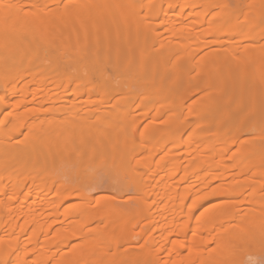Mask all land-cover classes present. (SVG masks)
Returning a JSON list of instances; mask_svg holds the SVG:
<instances>
[{"label": "bare ground", "instance_id": "obj_1", "mask_svg": "<svg viewBox=\"0 0 264 264\" xmlns=\"http://www.w3.org/2000/svg\"><path fill=\"white\" fill-rule=\"evenodd\" d=\"M55 1L56 0H54V2ZM62 1L63 0H57L56 2L61 3ZM95 1L73 0V3H70L68 8L65 7L66 5L62 6L66 11L61 8L64 11L63 12L61 10V12L65 13L64 16L66 17L64 18H67V20H65L63 16H61V18L66 22L62 20L64 22V28L61 26L60 27L62 28L61 30L64 31L65 36H67L66 41L68 42L65 43V38L62 36V34L59 33L60 36L58 34L57 36L64 39H61L60 44L65 43L67 45V48L69 49V40L74 41L70 42L69 44L71 45L72 43L70 50H68L65 45L62 48V45H60L59 43H57V47H61V50L64 52L66 51V55L69 56V51L72 50L71 53L73 52V45L75 44V47H77V41L73 37L77 36L78 42H80V40H82L83 38V43L86 42V48L89 49L87 50L84 46L82 47H84L85 49H82V47H77V50H79L80 48L82 49L79 50L80 56L76 55L78 52L74 51L75 54L72 53V56L67 57L64 55L65 53L63 52L62 54L61 51V53L59 52L60 56H58V52V54L53 53L54 56L50 53V60L47 56V59L49 61L47 62L45 58L44 62L43 56L44 52H46L45 48H47L48 50V45L47 47L46 45L44 47L43 43L50 40L48 41V43L51 45L53 41H58L55 34H52V36H56L54 38L49 35L48 40H46V38H44L45 36L41 34L45 39H43L44 42L41 41V44L38 41L40 38H37L38 36L36 35V31L34 30L33 26H30L31 24H26L25 22L21 21L22 19L18 20L14 16L6 18L4 20H0V113L16 101L14 105L11 106L12 110L7 112L6 116L4 117V123L7 126L0 130V173L2 175L3 173H11V175L12 173H14V176H11V178L16 180H21L24 178L23 180H21L23 183H20L22 186L19 188L20 190H18V193V187H15L16 192L11 187L12 192L14 191V193H17V196L19 195V198L20 194L24 193V196L22 198V200H24V203L26 202L25 200H28L29 203L32 201L34 202V198L37 197V194L39 198H41L40 200L44 205L43 208L40 206L42 203H39L40 200L38 198L37 199L39 201H36H38V205L41 207L42 213L40 211V213H38V209L35 208L36 201L33 203L35 205L30 203V206H27L31 207L32 205L30 211H32L33 213H30L28 210H26L28 208L25 207V210L31 214V217L29 216V222L35 226L42 223L45 218L43 217L44 219H40L42 218L41 216L47 215V210H49V208L45 206L47 194H44L43 191L48 187H55V184L58 185L57 192H66L61 195L59 201L60 204L66 200L68 201L75 199L77 202L76 204L80 206H78L79 211H76L80 213H78L79 215L84 214L83 216H86L88 218V216L90 215H88L87 212L93 215L95 210V217L91 216L88 219H83L87 223L91 224L89 220L92 221V219H90L92 217L93 220L96 221V223L97 220H101L102 218V220L99 222L100 224L98 223L99 225H101V228L99 227L100 229H98L99 225H97V228L93 230L91 228H88L90 232L87 231V233H85V240L75 248H73L72 251H70V253H74L73 255H75V257L72 255V258L71 254L67 256H70L72 259L70 257L69 259H71L72 261L74 260L73 262H75V264H128L129 262H127L128 259L126 257L128 256V254H130V252L128 251L129 248L131 249L130 251L135 254V247H131V245H125L121 243V241H119L120 239L118 240V238V241H115L118 242L117 244H119L120 242L119 245H116L113 240V247L112 245L107 246L108 244H111L109 243L111 242V239L109 241V239L107 238L108 235H110L109 237L111 238L114 233L115 237L117 234L118 236H122L123 234V236H125V240H130L131 236H128L129 239L126 238V234L128 232L124 231H128L130 229V227L128 229L129 224L131 226V223L136 224L137 221L134 220L136 217H134V219L131 218L133 211H127L126 209L125 211L123 210V208L120 209L121 211L119 210V205L116 202L117 200L115 201L114 199H111L112 197H106V195H103L102 192L99 195L91 192L92 190H90V184L92 181L90 180V178H92V176L94 175L91 174L92 171L90 169L92 168L90 167L99 164L101 161L104 162V160L110 161L115 166V172L119 176L122 177L125 173H130L132 177L137 180L136 183H138V186L134 191L136 193H139L140 196L137 197L136 202L143 212L141 213L142 216H140V219H138V221L140 220L141 223V221L145 219L147 228L143 226L142 228H144L146 231H143V229L141 230L145 232V234H148V244L144 243L143 245H141L142 247L140 246L139 251L138 249L136 250L137 256L140 253V255L138 256L140 264H229L227 263L228 261L226 262V260L227 258H231V256L234 255L232 252L237 251L238 253L236 254L239 255L240 251L243 252V247L244 249H246L245 247L247 244V246L251 245L250 248L252 247V244H250L252 242V239L251 242L248 239L252 238L251 236L253 235L257 236L254 233V231L256 230H254L252 223L256 221L261 214H264V202H262L261 204L259 203V201H257L256 203H259L258 205L251 204L254 205V207L251 206L249 210L247 209L251 213H247V216L245 218H243L244 215H242L237 219V222L239 219H241L239 220V223H234L235 221L233 220L237 215H225L228 213V211L231 210L230 207L235 205L234 202L236 200L233 201V199L235 198V195H239L235 191L239 190V187H241V190L243 188L249 192L248 187L250 186L251 188V183L253 182V180H255L253 179V177H256L257 175L260 177L264 174V169H262L264 168V156L260 157L262 156V154L264 155V145L260 144V146H258L259 143L258 145H255V142L253 143V137H240V134L238 133H241L244 130L249 131L253 128L255 129L256 126H259L256 127V131L259 132L261 130L258 131V128L262 129L261 127L263 126L262 125L260 127V125L262 124V118H264V0H247V8L241 7V5L237 3L238 0H170L171 4H167L168 6L166 5L167 7H165V9L181 8L183 10L193 9L194 11V9L196 10L197 8L195 12L191 14L190 12L188 13V15H190L188 19L192 18L191 16H194L196 20L193 21L191 19L192 22L189 20V23H191L189 25L191 26L183 23L182 25H180L181 27H179L178 25V28H175L177 26L176 24H178L175 23V32L179 33V36H181L184 41H181L182 39H180L181 42L178 40L179 43L177 42V44L180 45L181 43V47H178L177 45L175 46V48L174 45L176 43H174L173 45H168L170 47L173 46L171 48H174L175 50L174 53L170 52V54L168 53V55L167 53L166 55L163 54L165 55L164 57H161L162 54H158L160 51L158 53H155L158 51L157 48V51L154 50L155 54H153V56L151 55V53L150 56L149 54H147L150 51L153 52L158 39L155 38L154 34H152L151 31H149L152 28L143 25L146 20H144L143 22L142 18H139V11H137L136 9L140 7H132L131 9H129V5V7L127 8V5L125 4L128 0L126 1V3H124L125 6L122 3L123 0H114L113 2H110L109 0H103L105 3L102 0H99L100 2H102V4H100V2L99 4L103 6H99V4H97L98 1L94 3ZM156 1L158 2V0ZM161 1L162 0L159 1L160 3H154L155 1L153 0V5L150 1L152 7H150L151 5L149 4L147 5V9L149 10V8H153L152 10H154L155 13V10L160 7ZM1 2L0 5L5 3V1L2 2V4ZM83 2H85L87 5ZM88 2H90V4H88ZM167 2L169 3V1ZM11 3L12 5L14 4L12 1H10V7ZM57 8L59 9V7L51 8L50 11L53 10L54 12L52 13L55 14L57 13ZM152 10L151 12H153ZM119 12H122V15H118ZM183 12L181 14H183ZM43 13L44 12H42V14L40 15L38 14L40 18L42 16V18H44L45 15ZM124 13H126V18H120L122 20H119V16L123 17ZM54 14L52 16H54ZM79 15L81 18L85 16L83 17V19L85 18V20H83L82 23L78 24L77 22L79 21ZM116 15L118 16V18ZM172 15H174V13ZM176 15L179 17L181 16L177 13ZM186 15L185 18L187 19ZM35 16L36 15L33 16V19H35ZM42 18L40 21H43ZM181 20L182 19H180V21ZM140 21H142L141 24H139ZM37 22L34 21L35 24ZM43 22L45 24V20ZM79 22H81V20ZM182 22L183 21H181V23ZM28 23H30V21H28ZM39 23L41 25L43 24L41 22H38L37 25H39ZM136 26L139 29H137ZM34 27L36 28V26ZM43 29L41 28V30ZM189 29L190 32L188 31ZM119 30H121V33L119 32ZM136 30H138L139 32ZM43 33H45V31ZM48 33L51 34V32H47V34ZM82 33L85 34L86 37H89L91 41H89L88 38L82 37L84 36ZM84 38L87 39V41H85ZM37 41L38 43H36ZM169 41L171 42V40ZM168 42L164 43L168 44ZM138 43H140V45L141 43L144 44L141 46L139 45L137 48L136 46L138 45ZM164 43L162 44L165 45ZM79 44L81 45V42ZM134 44L137 45L135 46ZM166 50L164 49V52ZM100 51L105 52L106 56L103 53L101 54ZM67 52L69 53V55ZM81 52H84V54L86 55L82 56L83 53L81 54ZM62 55L64 56L62 57ZM102 55H104L105 57ZM40 60L44 63L47 62V64L44 65L40 62L42 64L41 65L39 63ZM27 62L29 63V66L32 67L30 68L28 73L22 74L19 77L13 74V68L21 66L22 64H25ZM195 62H197V64ZM159 64H161L162 66L160 67ZM107 65H109L110 67L112 66L116 70L117 74L115 75L114 73V76L113 74L110 75L107 69ZM72 69L73 71L69 72ZM195 69L197 70V75L195 74ZM159 70H161L160 73L158 72ZM27 75L30 76L29 78H32L31 82H45L47 81V79H50L55 75H60L57 78V83L53 87L54 89L59 88V86L63 85L64 81L68 82L64 85L65 87H61L64 88L63 90L58 89L59 91H56V93L52 97L55 98L57 96L58 98L56 97L55 100L53 99V103L57 101L60 105L58 104L57 106L54 105L53 107H51L52 112L59 115H65L67 118L64 117V120L61 122H58L60 120L56 118L54 120L56 124H53L51 126H49L48 124L46 125V122L45 124H43L44 122L33 123L35 125L34 126L32 124L33 129H31V127L29 129L32 131L27 132L28 134H26L24 137H12L13 135L10 126H13V123L18 119L19 111L22 106L24 107L23 104L26 101L24 99H20L17 101V98L15 99V101L12 99L13 102H11L7 99H3L2 97H4V95L6 96L8 93H11L9 94V97L13 98V95L19 93V90H21V86L20 88L18 86L20 84L19 81L21 79L22 81L25 80ZM117 77H119V79ZM11 78L13 79L11 80ZM191 79L194 82L190 85L189 83L192 82ZM126 80H133L134 85H129ZM31 82L29 81V83ZM192 85H194L192 87L194 88L193 90L200 96L197 99L188 102L189 98H191V93H193V91H191ZM71 86L72 88L74 87V93L76 95L82 96L85 93L90 97L92 96V98L94 96H97L96 100H93L95 98L92 99L89 97L83 99L86 103H90L91 106L95 102V105H97V107L98 105H100V107L102 105H105L107 108L109 107L111 111L119 110L120 113L117 112L116 114L118 115L115 116L113 114L111 115L109 113L110 111L108 110L109 112L106 113L107 115L109 113V116H104L103 114H105V111L107 109H103V111H105L104 113L103 111H101L103 118H100V124L97 121H93L94 119L90 117H88L86 120L80 119L81 110H83L84 108L79 109L80 105L77 106L76 104V102L78 101L74 99L70 101L69 99H66L64 97L65 91H67V88H70ZM50 89L52 88H49V90ZM153 93L156 96H154ZM25 96L26 95H24V97ZM111 98L115 99L114 101L112 100L114 102L113 105H110V103L108 104V102H111ZM89 99H92L93 102ZM140 99L142 100L140 101L141 103H145L144 101H146L147 104L145 103L141 105L140 102L136 103ZM147 101H149L150 103ZM69 102L70 104H67ZM97 102H100V104H96ZM106 103L109 106H107ZM134 103L138 105L136 107H133V109H130V106ZM150 104H152V106H149ZM128 109L132 114L128 112ZM95 110H97V108ZM135 111H137L138 113L146 111L151 112L147 120L145 119L147 123L143 124V129L141 127L142 120L136 121L135 116L137 115V113L135 115ZM185 114H190L192 116L194 115L195 117L197 116L199 118L198 121H200H197V123L206 125V127L212 125L216 126L217 124H219V126L227 125V134L229 136L225 134L228 137H220L219 139L217 137L218 134L216 133V138L199 137L198 135H202L201 132L203 131V129L202 131H198V133L196 130V125L198 126V124L194 123V125L192 124V122L187 123V120L182 118L183 115L185 116ZM243 115H245L244 118H242ZM73 118L76 119L74 120ZM72 119L73 121L78 120V125L76 122H73ZM192 126H195L196 129L191 128L190 130H188ZM227 126L225 127L226 129ZM229 126L232 128L230 129ZM220 128L223 129L222 126H220ZM129 129L130 131L128 132ZM140 129L141 133L139 136L141 137L143 144L138 142L136 138L138 136L137 132H140ZM163 130V133L166 132V136L162 137V143L160 144L157 142L156 145L154 144L155 149L150 148V150L148 151L146 147L148 146L149 148L151 145H153L154 141L152 142V140L154 138L157 139L158 137L156 136H158ZM229 130H231V132H229ZM236 133L238 134L235 135ZM124 134H128V137H126V135L124 136ZM173 141H176L177 144L175 145L176 142ZM150 142H152V144H150ZM172 142L174 143V145L171 144ZM139 143L142 145H140ZM82 145L84 146L83 148H85V150L83 151L82 149L81 152L80 149ZM173 158L174 160L175 158L179 159V164L178 166H175V168H173L172 172H169L172 169L170 168V163H172ZM256 158H259V160L261 159L260 161H258V164L260 162L258 166L254 164L257 162ZM73 159H76L74 160L75 163L73 162ZM254 159L256 162H253ZM144 163L147 164V168L145 169L147 171H140L139 167L141 169ZM175 163H177V161H175ZM52 165L55 167H52ZM86 167H89L86 170L88 174H90L86 178H89L90 181H88V179L86 178L83 180L77 178L75 179L76 175H78V173ZM104 167H102V169ZM253 169L254 171L256 169L257 175H252ZM85 174L86 173H84V175ZM170 174H172L171 177ZM2 175H0V183L3 180ZM179 176H181V179L178 178ZM262 177H264V175ZM262 177L260 178L262 179ZM11 178L9 179L8 177V179H5L11 181ZM49 178H53V181L48 182L46 179ZM113 178L117 180L116 177L113 176ZM175 178L179 179H177V184L176 181L174 182ZM115 179L113 180L114 182ZM96 182L97 181H95L94 183L93 180L92 185L96 184L97 186L98 183ZM29 183L39 185H36L37 194L35 193V191H32L35 193L34 196L36 195L34 198L31 197L33 199L32 201L29 198L32 193L31 190L34 186L32 185V188L29 187L31 186L29 185ZM259 183L260 182H256L255 186V183L253 182V189L251 188L253 190V192L251 190V196L253 197H250L249 193L251 192L247 193L249 194L248 196L244 193L247 197H249V199L253 198L256 201L257 198L258 200V197L254 198V196H256L258 190L261 188L260 185L263 186V183ZM27 184L29 186L26 187ZM121 184L124 185L123 183ZM1 185L3 186V184H0V186ZM122 185L120 189L118 185L114 189H126L125 187L124 189H122ZM236 185L238 186V188ZM11 186H13V184ZM106 186L108 187V185ZM232 186L235 187L234 190H231L233 189ZM25 187H29L28 189H26V192L24 191ZM102 189L104 188L102 187ZM49 190L51 191L53 189ZM1 191L0 193H2ZM242 192L244 191L242 190ZM7 193L4 192L3 194ZM258 194L260 195V193ZM242 195L240 194L239 196ZM17 196L10 197L11 199H17ZM179 196L182 199L184 198L185 201L188 199L192 200V203L191 201L190 203L189 201H187L190 204L189 205L187 203L189 207H185L187 213H189L191 210L193 211V205H196L197 209H195L196 206L194 209L198 211L199 208L200 214L199 212H197V216V214L194 213L195 210L193 213L196 214V216L194 215L193 217H191L192 213L187 214L184 207H182V202H180L182 206L179 204ZM239 196L236 197L238 198ZM242 197L245 196L243 195ZM242 197L240 198L241 200ZM247 197L245 198L248 200ZM182 199L181 201H183ZM246 199H243L244 202H241L247 203ZM48 201H50L49 198ZM6 202L9 203L8 199L7 201H5V205L7 204ZM1 205H3V202ZM23 205L24 204H22V206ZM177 205H180L181 208L179 210V214H182L181 211L183 208L185 213L191 217H188L186 219H191V221L192 218L196 219H194V221H196V225H194L195 223H193L194 228L191 227V229H195V227H197L196 232H190V240L185 243L184 241L186 238H184L183 245H181L182 243H177L178 239H176V237L178 234L182 235L181 232L185 231L182 229H185L188 224L185 228H180L181 226L179 227L180 223L181 225L183 224L182 221H177L179 224H176L177 216L175 215L178 213L177 209H179ZM190 206H192L193 208L191 209ZM198 206H200L201 208ZM58 208L59 207H57V209ZM187 208H190L191 210L189 209L188 212ZM237 208L236 210L238 211ZM35 209L37 210V214ZM17 211L19 212L21 210ZM157 212H159V214H157ZM26 214L27 213H23V218L24 215H29ZM18 215L16 219L21 218L18 217ZM98 215L101 218H99ZM156 215H159L161 219ZM185 217L187 216L185 215ZM226 217L227 219L231 218V221L229 220V222H226ZM96 218L99 219L96 220ZM184 218V223L190 222L184 221ZM261 218H259V220ZM147 219L149 222L147 221ZM158 219H160L159 221L163 222H166L169 219L167 224L169 223V226L172 227V230H170L167 239H170V242L173 239V245L169 247L170 250L168 251L169 254L167 258L156 254V251L158 250L156 249V246L160 241L158 237H162V235H159L158 237L154 236L156 232H158V227L156 226V229L154 227L155 225H158ZM109 221L114 222V224L116 223L117 227H114V224H111V229L109 230L110 226L107 225ZM263 221L264 219L261 220V222ZM101 222H107L105 224L107 227L105 225L103 226ZM77 224L79 227L80 224L78 223V221ZM81 225L80 227H82ZM87 225L85 224V226ZM175 225L178 226L179 230L182 231H176L178 227H175ZM39 226L40 225H37L38 229ZM213 226H215V229H218V231L216 232V236H214L215 234L213 233L215 229L212 232L214 234L213 237L217 238L215 242V247H217L215 248L213 245L214 250H210L212 248L208 247L202 236L204 232H210ZM43 227L40 229H43ZM153 227L155 229L154 232H152ZM174 227L176 229H174ZM10 228L9 230H11ZM73 228L78 229L76 226H73ZM113 228H117L115 229L116 232H114ZM36 229L34 228L33 230L36 232L38 230ZM41 231L39 232L42 236H38L37 233H33L31 237L28 233V236L31 237L29 239L30 243L27 241L28 243H26L28 245L22 244L21 246L20 243V246L17 245L13 247V250H10L11 254H9L4 261L5 264H9L10 261H13L11 264H45L47 261L44 263H40L41 261L39 262L37 257H35L37 246L38 248H40L38 245V242H40L39 238L44 236V234H42L43 232ZM112 231L114 233H112L111 236ZM259 232L261 233V236L262 233H264V229H260L258 231V234ZM8 233L11 232L8 231ZM184 233L186 234V231ZM184 235L182 236L184 237ZM209 235H211V233ZM206 236L209 237L208 235ZM7 239L5 240L7 241ZM255 239L257 238L255 237ZM255 239L253 240L254 242ZM41 240H43V238H41ZM106 240L108 242H106ZM203 240L209 250H207L208 248L204 246ZM258 240H260V238ZM258 240H256L257 243H261ZM2 241L1 243H4ZM8 241H10L11 243H18L16 238L10 237ZM30 244H32V246ZM43 244L44 246L42 245L41 247H46L45 242H43ZM260 246L262 248V245ZM239 248L241 249L239 250ZM43 250L45 252L44 248ZM43 254L45 255L46 253ZM65 254L69 253L66 252L62 254L64 255L63 257H60L63 258V260H65L66 262L62 261V259L58 260V258L56 259L58 260V262L56 261L58 264L68 263L66 258H64L66 257ZM230 254L232 255L230 256ZM238 255H236L237 257L235 256L236 261H234V257V259L231 258L234 264H249V261L247 262L245 259V257H247L246 254L245 257L241 256L242 254H240V256L245 260H237L238 257L240 258V256ZM250 257H248V259ZM13 258L14 260H12ZM42 258L39 259L42 260ZM128 258H131V254L128 256ZM72 261L70 262V264H72ZM83 261L85 263H83Z\"/></svg>", "mask_w": 264, "mask_h": 264}, {"label": "rangeland", "instance_id": "obj_2", "mask_svg": "<svg viewBox=\"0 0 264 264\" xmlns=\"http://www.w3.org/2000/svg\"><path fill=\"white\" fill-rule=\"evenodd\" d=\"M4 2L5 1V3L4 4H2V2ZM0 2H1V4L2 5H0V20H4V19H6V18H10V17H12V16H14L15 18H17L18 20L19 19H22L21 21H23V22H25L26 24H31L30 26L32 27L33 26V28H34V30L36 31V35L38 36H36L37 38H40L38 41H39V43H41V41H43L44 42V38H46V40H48V37H49V35L51 36V37H56L57 36V34L60 36V34H62V36L65 38V40L63 39V38H60L59 36H57V38L56 39H58V41H51L50 43H51V45L48 43V41H50V40H48V41H45L43 44H44V47H45V45H46V47H47V45H48V50H47V48H45V50H46V52H44V58H43V60L45 59L47 62L50 60V58H49V55H50V53L53 55V53H56V54H58L59 52L61 53V47H57V43H59L60 44V41H61V39H63L64 41H65V43L66 42H68V41H66V39H67V36H65V34H64V31H62L61 29V27H63L64 26V22H66V21H64V19L65 20H67V18H64V17H66V16H64L65 15V13H62L61 12V8H63V10H64V7H62V6H65L66 8H68L69 7V5H70V3H73V0H63L61 3H57L56 1L54 2V0H1ZM10 1H12L14 4L12 5V3H11V7L9 6L10 4ZM72 1V2H71ZM80 1V0H79ZM83 1H86V0H83ZM87 1H89V0H87ZM95 1V0H94ZM98 1V3L97 4H99V0H96L94 3H96ZM103 1V0H102ZM106 1V0H105ZM110 2H113L114 0H109ZM126 1L127 0H125V2H124V0H123V5H124V3H126ZM130 0H128L127 1V3L125 4V5H127V8L129 7V5H130V8L129 9H131L132 7H140V8H138V9H136L137 11H139V13H138V16H139V18H142V21L144 22V20H146L145 21V23H147V21H148V23L147 24H143L144 26H146V27H150V28H152L151 30H149V31H151L152 32V34H154V36H155V38H157L158 40V42H157V44H156V46H155V49H153V52H149V53H147V54H149V56H150V53H151V55L153 56V54H155V53H158L159 51V53L158 54H162L161 55V57L163 56H165L166 55V53H167V55H168V53L170 54V52L171 53H174V48L172 49L171 47H173V46H168V45H170V44H174V43H176L175 45H174V47L175 46H177L178 44H177V42L179 43V41H180V39H182L181 38V36H179V33H177V32H175V30L176 29H174V27H175V23H178V24H176L177 26L175 27V28H178V25H179V27H181L180 25H182L183 23L184 24H186V25H189V24H191V23H189L190 21H191V19L194 21V20H196L195 19V17L194 16H191L192 18H189L188 19V17H190V15H188V13L190 12V14L191 13H193V12H195L196 10H197V8H196V10L194 9V11H193V9H186V10H183V9H181V8H169V9H165V7H167L169 4H171L170 2L172 1H170V0H162L161 1V5H160V7L159 8H157L156 10H155V13H154V10H152L151 8H149V10H150V12H149V10L147 9L148 7H147V5H149L150 4V1H151V3H152V1L153 0H149V2H148V0H131L130 2H129ZM155 2L154 3H160L159 1L160 0H158V2L156 1V0H154ZM167 1H169V3L167 2ZM232 1V0H231ZM6 2H8V3H6ZM75 2V1H74ZM82 2V1H81ZM104 2V1H103ZM108 2V1H107ZM140 2V3H139ZM148 2V3H147ZM174 2V1H173ZM234 2H236V1H234ZM83 3H85V2H83ZM93 3V2H92ZM105 3V2H104ZM237 3H239V5H241V7H244V8H247V6H248V4H247V0H238L237 1ZM86 4V3H85ZM88 4H90V2H88ZM100 4H102V2H100ZM99 4V6H103V5H100ZM132 4V5H131ZM136 4V5H135ZM168 4V5H167ZM58 5V6H57ZM87 5V4H86ZM105 5V4H104ZM124 5V6H125ZM151 5V4H150ZM152 5H153V3H152ZM152 5L150 6V7H152ZM167 5V6H166ZM244 5V6H243ZM264 5V4H263ZM34 6V7H33ZM246 6V7H245ZM56 7H59V9L57 10V13H52V12H54L53 10L52 11H50V9L51 8H56ZM124 9H126V8H124ZM60 10V11H59ZM62 10V11H63ZM151 10L153 11V12H151ZM165 10H167V11H165ZM185 12H183V11ZM40 11H42V12H44L43 14L45 15L44 16V18H42V20L44 21L45 20V24H44V22L43 21H40L41 20V18L39 17V15L40 14H42V12H40ZM64 11H66V10H64ZM63 11V12H64ZM47 12V13H46ZM55 12H56V10H55ZM60 12H61V14H63V15H61L60 14ZM167 12V13H166ZM183 12V14H181ZM50 13V14H49ZM121 13V14H120ZM137 13H136V16H137ZM165 13V14H164ZM170 13V14H169ZM174 13V15H172ZM176 13L178 14V15H181L180 17L179 16H177L176 15ZM39 14V15H38ZM54 14V16H52ZM58 14V15H57ZM126 13H124V15H123V17L121 16H119V20H122V19H120V18H126V15H125ZM187 14V15H186ZM34 15H36L35 16V19H33L34 17ZM118 15H122V12H119L118 13ZM175 15H176V17H175ZM185 15H186V17H187V19L185 18ZM51 16V17H50ZM61 16H63V18L64 19H62L61 18ZM83 16V15H82ZM117 16V15H116ZM144 18H143V17ZM184 16V17H183ZM39 17V18H38ZM52 17H53V19H52ZM57 17V18H56ZM60 17V18H59ZM83 17H85V16H83ZM83 17L81 18L80 17V15H79V17H78V20L80 21L81 20V22H77L78 24L79 23H82L83 22V20H85V18L83 19ZM151 17H152V19H151ZM156 17V18H155ZM193 17H194V19H193ZM37 18H38V20H37ZM50 18V19H49ZM117 18H118V16H117ZM138 18V19H139ZM167 18V19H166ZM30 21V23H28V21ZM57 19V20H56ZM175 19H176V21H175ZM180 19H182L181 21H183L182 23H181V21H180ZM51 20V21H50ZM64 22H63V21ZM87 20V19H86ZM169 20V21H168ZM190 20V21H189ZM34 21H38V22H41V23H43L42 25L44 26H42L40 23H39V25H37L38 24V22L35 24L34 23ZM48 21V22H47ZM50 21V22H49ZM52 21H53V23H52ZM54 21H56L57 22V24H56V22H54ZM59 21V22H58ZM62 21V22H61ZM142 21H140V23L139 24H141V22ZM165 21V22H164ZM180 21V22H179ZM192 22V21H191ZM188 23V24H187ZM47 24H49V25H47ZM55 24V25H54ZM193 24V23H192ZM46 25V26H45ZM51 25H52V28H51ZM173 25V26H172ZM34 26H36V28L34 27ZM42 26V27H41ZM55 26H56V28H55ZM58 26V27H57ZM61 26V27H60ZM189 26H191V25H189ZM38 27H41L43 30H41V28H38ZM47 27V28H46ZM48 27H50V28H48ZM137 27V26H136ZM64 28V27H63ZM48 29V30H47ZM51 29V30H50ZM137 29H139L138 27H137ZM42 31V32H41ZM45 31V33H43ZM62 31V32H61ZM136 31H138V30H136ZM189 32H190V29L188 30ZM192 31V30H191ZM47 32H51V34L50 33H48L47 34ZM119 32L121 33V30H119ZM139 32V31H138ZM60 33V34H59ZM44 35L45 37L43 38V36L42 35ZM52 34H55L56 36H52ZM64 34V35H63ZM83 34V33H82ZM48 35V36H47ZM84 36H82V37H85V38H88L89 39V37H86V35L85 34H83ZM174 35V36H173ZM79 36V35H78ZM175 37V38H173V37ZM50 37V38H51ZM29 38V37H28ZM73 38H75L76 39V41H77V47L79 48V47H82V46H84L85 48H86V45H85V43H83L84 42V40H83V38H82V40H80V42H81V45L79 44L80 42H78V39H77V36L76 37H73ZM81 38V37H80ZM84 38V39H85ZM32 39H34V38H32ZM32 39H29V40H32ZM44 39V40H43ZM52 39V38H51ZM55 40V39H54ZM160 40V41H159ZM164 40V41H163ZM169 40H171V42L169 41ZM173 40H174V42H173ZM179 40V41H178ZM38 41L36 42V43H38ZM74 40H69V44H70V42H73ZM75 41V42H76ZM85 41H87V39H85ZM89 41H91L90 39H89ZM169 41V42H168ZM181 41H184L183 39L181 40ZM180 41V42H181ZM47 42V43H46ZM56 42V43H55ZM63 42V41H62ZM61 42V43H62ZM129 42V41H128ZM132 42V41H131ZM130 42V43H131ZM146 42V41H145ZM144 42V43H145ZM166 43V42H168V44H165V45H163L162 43ZM60 44V45H62V48L64 47V45H65V47L67 48V45L66 44ZM144 43H141V45H143ZM42 44V43H41ZM68 44V47H69V49L68 50H70V48H71V45H72V43H71V45H69ZM74 44V43H73ZM82 44H84V45H82ZM135 45V44H134ZM137 45V44H136ZM135 45V46H136ZM140 45V43H138V45L136 46L137 48H138V46ZM140 45V46H141ZM59 46V45H58ZM74 47H75V44L73 45ZM181 47L182 46V44L180 43V45H178V47ZM72 48L73 49V54H75V52L74 51H76V52H78L76 55H79V53H80V49L79 50H77V47H75V48ZM84 47H82V49H85ZM170 47V48H169ZM56 48V49H55ZM158 49V51H157V49ZM176 48V47H175ZM59 49V50H58ZM75 49V50H74ZM81 49V50H82ZM87 50L89 49V48H86ZM164 49L166 50L165 52H164ZM179 49V48H178ZM66 50V49H65ZM67 50V51H68ZM150 50V49H149ZM148 50V51H149ZM154 50L155 51H157V52H155L154 53ZM162 50H163V52H162ZM72 51V50H71ZM71 51H69L70 52V55H69V53H68V55L69 56H72L73 54L71 53ZM85 51V50H84ZM147 51V52H148ZM168 51V52H167ZM58 52V53H57ZM63 52L64 51H62V54H63ZM66 52V51H65ZM64 52V53H65ZM101 52V54L103 53V54H105V52H103V51H100ZM46 53V54H45ZM60 53H59V55L58 56H60ZM83 53V55L82 56H84V55H86V54H84V52H81V54ZM197 53V52H196ZM72 54V55H71ZM146 54V53H145ZM163 54H165V55H163ZM198 54V53H197ZM196 54V55H197ZM65 56H67L66 55V53L64 54ZM64 55H62V57L64 56ZM47 56H48V58H49V60L47 59ZM54 56V55H53ZM52 56V57H53ZM69 56H67V57H69ZM80 56V55H79ZM102 56H104V55H102ZM105 56H106V54H105ZM104 56V57H105ZM160 56V55H159ZM57 57V56H56ZM45 60H44V62H45ZM43 63L44 65H46L47 64V62L46 63H44V62H42L41 60L39 61V63ZM31 63H33V62H31ZM40 63V64H41ZM50 63V62H49ZM48 63V64H49ZM196 64H197V62H195ZM109 64V63H108ZM36 65V64H35ZM42 65V64H41ZM32 66V65H31ZM159 66L161 67L162 65L161 64H159ZM30 68H32V67H30L29 66V63L27 62V63H25V64H22L21 66H18V67H15V68H13L12 70L14 71V73L13 74H15V75H17V77H19L20 75H22V74H25V73H28L29 72V70H30ZM107 69H108V72L110 73V75L111 74H113V76H114V73H115V75L117 74V72H116V70L111 66H109V65H107ZM73 71V69L71 70V71H69V72H72ZM160 71L161 70H159L158 72L160 73ZM197 70L195 69V74L197 75L198 73L196 72ZM68 72V71H67ZM60 76V75H59ZM58 75H55V76H53V77H51L50 79H47V81H45V82H38V81H34V82H31V80H32V78H29L30 76H26V79L25 80H23L22 81V79L19 81V88H20V86H21V90H19L20 92L19 93H17V94H15V95H17V96H15V95H13V98L12 97H9L10 95L9 94H11V93H8L6 96L4 95V97H2L3 99H7L8 101H11V102H13V100L15 101V99H17V101L18 100H20V99H24L26 102L23 104L24 105V107L22 106V108L20 109V111H19V114H18V119L13 123L14 125L13 126H10V129H11V132H12V137H24L26 134H28L27 132H30V131H32V130H29L30 129V127H31V129H33V123H43V124H45V122H46V125L48 124L49 126H51V125H53V124H56V122L54 121L56 118H58L60 121H58V122H61V121H63L64 120V117L65 118H67L65 115H59V114H56V113H54V112H52V110H51V107H53L54 105L55 106H57L59 103L57 102V101H55V103H53L54 102V100H55V98L57 97L56 95V97L55 98H52L53 97V95L56 93V91L58 92L60 89L61 90H63L64 88H61V87H63L65 84H67L68 82H66V81H64V83H63V85H61V86H59V88H56V89H54L53 87L55 86V84L57 83V78L59 77ZM67 76V75H66ZM14 78V77H13ZM13 78H11V80L13 79ZM118 79H119V77H117ZM10 80V81H11ZM192 80V79H191ZM29 81L31 82V83H29ZM96 81V80H95ZM94 81V82H95ZM25 82H28V83H25ZM126 82L130 85H134V81L133 80H126ZM193 80H192V82H190L189 84L191 85V84H193ZM26 84H28V85H26ZM23 86V87H22ZM194 85H192L191 86V88L193 87ZM25 87V88H24ZM65 87V86H64ZM133 87V86H132ZM24 88V89H23ZM49 88H52V89H50L49 90ZM87 88V87H86ZM190 88V89H191ZM0 89H1V87H0ZM23 89V90H22ZM59 89V90H58ZM69 89V90H68ZM194 88H192V90L191 91H193V93H191V98H189V100H188V102H191V101H193V100H195V99H197L200 95L197 93V92H195L194 90H193ZM21 91H22V93H21ZM156 93H158V92H156ZM20 96H19V95ZM24 95H26L25 97H24ZM153 95L154 96H156L154 93H153ZM23 96V97H22ZM15 97V98H14ZM64 97L66 98V99H69L70 101L71 100H76V101H78V102H76V104H77V106L78 105H80L79 107V109H83V110H81V116H80V119H83V120H86L88 117H90V118H92V119H94L93 121H97L98 123L100 122V118H103V116H102V112L101 111H103V109H107L106 111H105V114H103L104 116H109V113L112 115H115V116H117L118 114H116L117 112H119L120 113V111L118 110H115V111H111L110 110V108L108 107H106L105 105V107L102 105L101 107H100V105H98V107H97V105H95V102H94V104H92V106L90 105V103H86L85 102V100H83V99H86L87 97H89V98H92V96L90 97L89 95H87V94H83L82 96L81 95H76L75 93H74V87L72 88V86L69 88H67V91H65V94H64ZM157 97H159V96H157ZM52 98V99H51ZM58 98V97H57ZM93 98H95V99H93ZM92 99L93 100H96V98H97V96H94ZM13 99V100H12ZM54 99V100H53ZM92 99H89V100H91L92 102H93V100ZM48 100V101H47ZM89 100H86V101H89ZM111 100V102H108V104L110 103V105L112 104L113 105V101L115 100V99H110ZM113 100V101H112ZM90 101V102H91ZM99 101V100H98ZM140 101H142L141 99L139 100V101H137L136 103H138V102H140ZM16 102V101H15ZM14 102V103H15ZM145 103H146V101H144ZM147 102H149V101H147ZM14 103H12V105H10L9 107H7V108H5L1 113H0V130L1 129H3L4 127H6L7 125L4 123V117L6 116V114H7V112H9V111H11L12 110V108H11V106H13L14 105ZM26 103H27V105H26ZM41 103V104H40ZM136 103H134V104H132L129 108L130 109H133V107H136L138 104H136ZM141 103V102H140ZM139 103V104H140ZM145 103H141V105L142 104H145ZM150 103V102H149ZM154 103V102H153ZM67 104H70V102L69 103H67ZM83 104V105H82ZM96 104H100V102L98 103H96ZM107 104V103H106ZM107 104V106H109ZM147 104V103H146ZM60 105V104H59ZM87 105V106H86ZM95 105V106H94ZM135 105V106H134ZM154 105V104H153ZM82 106V107H81ZM145 106V105H144ZM149 106H152V104H150ZM103 107V108H102ZM97 108V110H95ZM89 111V112H87V111ZM91 110V111H90ZM93 110H95V111H93ZM110 112H109V111ZM127 110V109H126ZM104 111H103V113H104ZM132 111V110H131ZM95 112V113H94ZM106 112H109L108 113V115H107V113ZM112 112V113H111ZM128 112H130V110L128 109ZM136 113H137V115H136ZM87 114V115H86ZM130 114H132L131 112H130ZM148 114V115H147ZM149 114H151V112H148V111H146V112H140V113H138L137 111H135V118H136V121H139V120H142V125H141V127L143 126L144 127V125L143 124H146L147 122H146V120H147V118H148V116H149ZM246 115V114H245ZM245 115H243L242 116V118H244V116ZM63 116V117H62ZM85 117V118H84ZM138 117H140V118H138ZM185 117V118H184ZM197 117V116H196ZM194 115L192 116V115H190V114H185V116L183 115V119H186L187 120V123H191L192 122V124H194V123H197V121H198V117L196 118ZM260 117V116H259ZM97 118H99V119H97ZM74 120L76 119V118H73ZM73 119H72V121H73ZM146 119V120H145ZM264 118H262V124L260 125V127L262 128V129H260V128H258V131L259 130H261V131H259V132H257L256 130V127H259V126H256L255 127V129L253 128V129H251V130H244L243 132H238L239 134H240V137H250V138H254V140H253V143L255 144V145H258V143H259V145L258 146H260V144L261 145H264V120H263ZM102 120V119H101ZM54 122V123H53ZM73 122H76L77 123V125H78V120L77 121H73ZM198 122H200V121H198ZM33 124V125H32ZM100 124V123H99ZM198 124V123H197ZM71 125V124H70ZM69 125V126H70ZM195 125V124H194ZM203 124H198V126L196 125V127H197V129L195 128V126H192V127H190L188 130H190L191 128H193V129H196L197 130V132L198 131H202V129H203V131L201 132L202 133V135H198L199 137H212V138H214L216 135V133L218 134L217 135V137L220 139V137L222 138V137H228L229 135L227 134L228 133V126H227V129L225 128L226 126L224 125H220V126H222V128L223 129H221L220 128V126H219V124H217L215 127L213 126H209V127H212V128H209L208 126L206 127V125H203ZM35 126V125H34ZM219 126V127H218ZM143 127H142V129H143ZM199 127V128H198ZM217 127H218V129H217ZM230 127V126H229ZM200 128H201V130H200ZM206 128V129H205ZM232 127H230V129H231ZM130 131V129L128 130V132ZM246 131V132H245ZM137 132V131H136ZM164 132V130L158 135V136H156V137H158L157 139L156 138H154L153 140H152V142L154 141V143H153V145H151L149 148H148V146L146 147L147 148V150L149 151L150 150V148L152 149H155V146H154V144L156 145V143L158 142V143H162L161 141H162V137H165L166 136V132L165 133H163ZM229 132H231V130H229ZM140 133H141V129H140V132H137V135L139 136L140 135ZM199 133V132H198ZM238 133H236L235 135H237ZM129 134V133H128ZM127 134V135H128ZM225 134H227V135H225ZM230 134V133H229ZM126 134H124V136H125ZM126 135V137H128ZM130 135V134H129ZM224 135V136H223ZM136 137L137 138V140H138V142H140V143H142L143 144V142H142V140H141V137L139 136V137ZM256 136V137H255ZM258 136V137H257ZM260 136V137H259ZM159 137H161V138H159ZM216 138V137H215ZM156 139V140H155ZM152 142H150V144H152ZM173 142H176V141H173ZM171 143V144H173L174 145V143ZM139 143V144H140ZM263 143V144H262ZM142 144H140V145H142ZM171 144H170V146H171ZM177 144V142L175 143V145ZM172 145V146H173ZM84 146L82 145V147H81V149H80V151L82 152V149H83V151L85 150V148H83ZM152 154V153H151ZM264 155L262 154V156H260V157H263ZM177 157V156H176ZM172 158V157H171ZM107 159V158H106ZM74 160H76V159H73V162H74ZM178 160L179 159H177V158H175V160H174V158H173V160H172V163H170V168H172L169 172H172L173 171V168H175V166H178V164H179V162H178ZM261 160V159H260ZM259 160V158L257 159L256 158V161H255V159L253 160V162L255 161L256 163H254L256 166H258L259 164H260V162H259V164H258V161H260ZM174 161V162H173ZM175 161H177V163H175ZM54 163V162H53ZM52 163V164H53ZM75 163V162H74ZM147 163V162H146ZM146 163H144L143 165H145V166H143L142 165V168L140 169V167H139V170L140 171H144L146 168H147V164ZM51 164V163H50ZM55 164V163H54ZM53 164V165H54ZM73 164V163H72ZM105 164V165H104ZM52 165V167H55V166H53ZM74 165V164H73ZM255 165H254V167H255ZM105 166V167H104ZM102 167H104L103 169H102ZM253 167V168H254ZM89 168V167H88ZM87 167L86 168H84L81 172H79L78 173V175H76V177H75V179L77 178V179H81V180H83V179H85L86 177H88L90 174H88V172H87V170L86 169H88ZM90 168H92V169H90L92 172H91V174H93L94 176H92V178H90V180L93 182V180H94V183H95V181H97L96 183H98L97 184V186H96V184H94V185H92V182H91V189L90 190H92L91 192H93V193H95L96 195L98 194H100L101 192H102V194L103 195H106V197L108 196V198H110V197H112L111 199H114L117 203H118V205H119V210L121 209V208H123V210H131V211H133V214L131 215V218H133L134 219V217H136L134 220L135 221H137V223L136 224H132L131 223V226H130V224H129V226H128V229H129V227H130V229L128 230V231H124V232H128L127 234H126V238H128V236L130 237V240H125V236H123V234H122V236H118V234L116 235V237H115V233L114 232H116V230L115 229H117V228H113L114 229V232L112 231L111 232V236H112V233H114L113 234V236L110 238L109 236L110 235H108V239H109V241H110V239H111V242H109V243H111V244H108L107 246H111L112 245V247H113V245H114V242L116 243V245H119L120 244V242H119V244H117L118 242V240L119 241H121V243H123V244H125V245H131V247H135V254H133L130 250V248H129V252H130V254H131V258L129 259L128 258V256L130 255V254H128V256L126 257L127 259V262H129L128 264H140V262H139V259H138V256L140 255V253L138 254V256L136 255V250L138 249V251H139V248H140V246L141 245H143L144 243H146V244H148V241H147V235L148 234H145V232H143L145 229L144 228H142V226L143 227H145V228H147L146 227V224H145V216H144V220H142L141 221V223H140V220L138 221V219H140V216H142L141 215V213H143L142 212V210L139 208V206H138V204H137V202H136V199H137V197L138 196H140V194L139 193H136L134 190L136 189V187L138 186V183H136L137 182V180L136 179H134L133 177H132V175L130 174V173H125L122 177L121 176H119L116 172H115V166L110 162V161H105L104 160V162L103 161H101L99 164H96V165H94L93 167H90ZM95 168V169H94ZM107 168V169H106ZM110 169V170H109ZM258 169V168H257ZM262 169H264V168H262ZM52 171H54V170H52ZM85 171V172H84ZM89 171V170H88ZM101 171H102V173H101ZM112 171V172H111ZM145 171H147V170H145ZM94 172V173H93ZM111 172V173H110ZM115 172V173H114ZM257 171H256V169H255V171H254V169H253V171H252V175L254 176V175H257V173H256ZM82 173V174H81ZM84 173H86L85 175H84ZM114 173V174H113ZM255 173V174H254ZM14 173H12V175H11V173L9 174H5V173H3V175L0 173V175H2V182L0 183V184H3V186H4V188H3V186H2V188H1V186H0V191L1 190H4V191H1L2 193H0V264H5V259L8 257V255L9 254H11V251L13 250V247H15V246H17V245H19L20 243V245L22 246V244H25V245H28L27 243L29 242V239L32 237V234L33 233H37L38 234V236H42V235H40V232L39 231H41V232H43L42 234H44V236L43 237H40L39 238V240H40V242H41V245H40V242H38L39 244V247L40 248H38V246H37V249H36V256L35 257H37V259H38V261L40 262V263H44V262H46V263H48V264H58L57 262H58V260H60V259H62V261H65V260H63V258H61L60 256H64V255H62V254H64V253H69V254H65V256L66 257H64V258H66V260L68 261V263L70 264V262L72 261L71 259L73 258L72 257V255L74 254H72V252L70 253V251H72V249L73 248H75L77 245H79L82 241H84L85 240V233H87V231L88 232H90L89 230H88V228L90 229H96L97 228V225H99L100 223V221L102 220V218L101 217H99V215H98V217L99 218H101V220H97V219H99V218H96V220H97V223H96V221L95 220H93V217L92 218H90V219H92V221H93V223H92V221H90L89 220V222H91V224L90 223H87L85 220H83L84 218H87L86 216H83V215H79L80 213L79 212H76V211H79V205H77L76 203V200L75 199H72V200H66V201H64V202H62L61 204H60V198H61V195L63 194V193H66V192H57L58 191V185H54L55 187H53V186H51V187H48V188H44L45 190L43 191L44 192V194H47L46 195V197H47V199H46V204H45V206H47V208H49V210H47V215H45V216H41L42 218H40V219H44L43 221H42V223H40V224H37V225H40L39 226V229L40 228H42L43 226V229H38V227H37V225L35 226V225H33L32 223H30L29 222V216L31 215L30 213H33L32 211H30V208L32 207V205H31V207H27V206H30V203L31 204H33L36 200H40L41 198H39V196H38V194H37V189H36V185H38V184H33V183H29V185H31V186H29L28 184L26 185V187L27 186H29V187H33L32 188V190H31V192L32 191H35V193L37 194V197L36 198H34L35 196H34V192H32L33 193V195H32V193H31V196H30V198L29 199H31V201L33 200L32 198H34V202L32 201V202H28V200H25L26 202V205H25V203H24V200H22V198H23V194H22V197H21V194H20V198H19V195L17 196V193H18V190H20L19 188L22 186L20 183H23L21 180H23V179H21V177H20V179L21 180H16V179H13V178H11V176H14L13 175ZM17 174H21V173H17ZM57 174V173H56ZM88 174V175H87ZM131 176H130V175ZM181 174V173H180ZM84 175V176H83ZM171 175L172 174H170V177H171ZM264 175V174H263ZM263 175H261L260 177H262ZM6 176V177H5ZM22 176V175H21ZM24 176V175H23ZM113 176L114 177H116L117 178V180L115 179V178H113ZM252 176V177H253ZM8 177H9V179L11 178V181L10 180H6V179H8ZM80 177V178H79ZM82 177H84V178H82ZM97 177V178H96ZM121 177V178H120ZM126 177V178H125ZM258 175L256 176V177H253V179H255V180H253V182L255 183V186H256V182H260L259 184H262L263 186H264V177H262V179L260 178ZM6 178V179H5ZM54 178V177H53ZM53 178H49V179H46L48 182H51V181H53ZM94 178V179H93ZM123 178V179H122ZM125 178V179H124ZM179 179H181V176H179L178 177ZM177 178V179H178ZM86 179H88V181H90L89 180V178H86ZM96 179V180H95ZM107 179V180H106ZM110 179V180H109ZM115 179V182L113 181ZM176 179V178H175ZM174 179V182L176 181V184H177V181L179 180H175ZM16 180V181H15ZM45 180V181H46ZM99 180V181H98ZM101 180V181H100ZM251 180V181H252ZM21 181V182H20ZM79 181V180H78ZM110 181H112V182H110ZM126 183H125V182ZM18 182H19V184H18ZM106 182V183H105ZM143 182V181H142ZM253 182L250 184L251 185V188H252V186H254L253 185ZM7 183V184H6ZM121 183H123L124 185H122ZM13 184V186H11ZM104 186H103V185ZM111 186H110V185ZM136 184V185H135ZM20 185V186H19ZM33 185V186H32ZM106 185H108V187L106 186ZM119 186V189H120V187H121V185L123 186L122 187V189H124V187L126 188V189H124V190H119V189H114L116 186ZM8 186V187H7ZM9 186H10V189H9ZM39 186V185H38ZM127 186V187H126ZM235 186V185H234ZM237 186V185H236ZM240 186H242V185H240ZM263 186H261L260 185V187L262 188H260L259 190H258V192H257V194H256V196H254V198H256V197H258V200H257V198H256V201H255V199H253V198H250L249 199V197H247L249 194H250V197H253V196H251V194H252V192H253V188L251 189L250 188V186L248 187V190H249V192H251V190H252V192L251 193H249L246 189H243L242 188V190L244 191V192H242V190H241V187H239L240 189L239 190H237V188H238V186H237V188H236V190L237 191H235L236 193H238L239 195L241 194H243L245 197H247L248 198V200L245 198V197H242V196H239V195H235V198H237L236 196H239L237 199H235L234 197V199H233V201L234 200H236L235 202H234V204L235 205H233V206H231L230 207V211H228V213L227 214H225V215H231V216H233V214H235V215H237L233 220L235 221H233L234 223H239L240 221L239 220H241V219H239L238 220V222H237V219L238 218H240L242 215H244V217L243 218H245L246 216H247V213H251V212H249L248 210H249V208H251V206L252 207H254V205H258L259 203H261L262 204V202H264L263 200H264V187ZM11 187H12V189H14V191L16 192V190H15V187H18L17 188V193H14V191L12 192V189H11ZM25 187V189H24V191L26 192L27 190L26 189H28V188H26ZM96 187H98V188H96ZM101 188V190H100V188ZM102 187L104 188V189H102ZM129 187V188H128ZM226 187H228V186H226ZM231 187V186H230ZM233 187V186H232ZM35 188V189H34ZM94 188V189H93ZM134 188V189H133ZM234 188L235 187H233V189H231V188H228V189H231V190H234ZM246 188V187H245ZM250 188V189H249ZM34 189V190H33ZM49 189H53V190H49ZM224 190H226V189H224ZM11 191V192H10ZM49 191V192H48ZM98 191V192H97ZM121 191H122V193H121ZM123 191H124V193H123ZM246 191V192H245ZM260 191V192H259ZM7 193V194H3V193ZM57 192V193H56ZM105 194H104V193ZM242 192V193H241ZM13 195H12V194ZM128 193V194H127ZM247 194V193H249V194H247V196L245 195V194ZM258 193H260V195L258 194ZM110 195V196H109ZM124 197H123V196ZM182 195V194H181ZM2 196H4V197H2ZM10 196H13V197H15V196H17L16 198L17 199H15V198H12L11 199V197ZM127 196V197H126ZM183 196V195H182ZM32 197V198H31ZM45 197V198H46ZM180 197V196H179ZM184 197V196H183ZM242 197V200L240 199ZM5 200H4V199ZM38 198V199H37ZM48 198H49V200L50 201H48ZM226 198H228V197H226ZM229 198H231V197H229ZM4 201H3V200ZM7 199H8V202L9 203H7L6 205H5V201H7ZM179 199V198H178ZM181 197H180V200H179V204H180V202H182L181 204H183V206L182 207H184V209H185V211H186V208L185 207H189L188 206V204L190 203V201H191V203H192V200H190V199H188V200H184V198L182 199L183 201H181ZM243 199H246L247 200V203H248V201H249V203L247 204L246 202L245 203H243L244 202V200ZM13 200V201H12ZM19 200H21L22 201V203H21V201H19ZM38 200V201H39ZM119 200V201H118ZM239 200V201H238ZM245 200V201H246ZM252 202H251V201ZM262 200V201H261ZM12 201V202H11ZM17 201V202H16ZM30 201V200H29ZM38 201H36L35 203H36V205L35 204H33V205H35L36 207V209H38V213H42V210H41V207L43 208L44 207V205H43V203L41 202V200H40V206L38 205ZM187 201H189V203L187 202ZM241 201H243V202H241ZM257 201H259V203H256ZM2 202H3V205H5V206H3V205H1L2 204ZM57 202H59V203H57ZM121 202V203H120ZM178 202V201H177ZM251 202V203H250ZM19 205H18V204ZM188 203V204H187ZM239 203H241V204H238ZM22 204H24L23 206H22ZM50 206H49V205ZM178 204V203H177ZM187 204V205H186ZM251 204H254V205H251ZM13 205H14V207H13ZM17 205V206H16ZM21 205V206H20ZM37 205H38V207H37ZM121 205V206H120ZM180 205H177L178 207H179V209H177V214L179 215H175V216H177L176 217V224L178 225L179 223V221H182V223L184 224V226H183V224L181 225V223L179 224V227L180 228H185L186 226H187V224H188V226L185 228V229H182V230H185L186 231V234L184 233V232H181L182 230H179V227L178 226H176L175 225V227H178V229L176 230V231H180L181 233H182V235H184V237L181 235V234H178L177 235V237H176V239H178V241H177V243H182L181 245H183V243L185 242H187V241H189L190 239V234L191 233H194V232H196V228L197 227H195V229H191V227L192 228H194V225H196V221H194V219L192 218V221H191V219H186V218H188V217H190L189 215H187V214H191L192 213V216L191 217H193L194 215L196 216V214H197V212H199L200 211V209L198 208V211L197 210H195V209H197V206L196 205H193L194 206V208H195V206H196V208L194 209L192 206H190L191 207V209L193 208V211L191 210L190 212H189V209H188V212L189 213H187V211H186V213H185V211L183 210V208H182V211H181V213L183 214H179L180 213ZM190 205V204H189ZM238 205V206H237ZM11 206V207H10ZM49 206V207H48ZM79 206V207H78ZM243 206H246V207H243ZM23 207V208H22ZM28 208V209H26V208ZM39 207H40V209H39ZM57 207H59L58 209H57ZM78 207V208H77ZM137 207H138V209H137ZM198 207H200V206H198ZM238 207V208H237ZM2 208H3V210H2ZM8 208V209H7ZM22 208V209H21ZM201 208V207H200ZM235 208V209H234ZM236 208L238 209V211H239V214H238V211L236 210ZM240 208V209H239ZM16 209V210H15ZM28 210V211H26V210ZM35 209V210H36ZM234 209V210H233ZM248 209V210H247ZM2 210V211H1ZM7 212H6V211ZM8 210H10V211H8ZM14 210H15V213H14ZM17 210H21V211H17ZM24 212H23V211ZM125 210V211H126ZM134 210H135V212H134ZM175 210H176V208H175ZM194 210H195V212H194ZM233 210V211H232ZM244 210H245V212H244ZM40 211V212H39ZM121 211V210H120ZM141 211V212H140ZM250 211H251V209H250ZM1 212H3V213H1ZM22 212V213H21ZM140 212V213H139ZM196 213V214H194V213ZM231 212V213H230ZM244 212V213H243ZM5 213V214H4ZM11 213V214H10ZM13 213V214H12ZM23 213L25 214V213H27V214H29V215H27V216H25L24 215V218H23ZM79 213V214H78ZM86 213V212H85ZM97 213V212H96ZM263 213H264V210H263ZM6 214H7V216H6ZM10 214V215H9ZM19 214V215H18ZM21 214H22V216H21ZM36 214H37V210H36ZM87 214L88 215H90V216H88V218L89 217H91V216H94L95 217V210H94V214L93 215H91L90 213H88L87 212ZM157 214H159V212H157ZM187 216V217H185V215ZM199 214H200V212H199ZM17 215H18V217H21L20 219L19 218H17V219H19V220H17L16 219V217H17ZM97 215V214H96ZM134 215V216H133ZM14 216V217H13ZM77 216V217H76ZM139 216V217H138ZM156 216H158V218H160L161 219V217H159V215H156ZM161 216V215H160ZM197 216H198V214H197ZM230 216V217H231ZM239 216V217H238ZM261 216H262V218H261ZM13 217V218H12ZM26 217V218H25ZM31 217V216H30ZM44 217V218H43ZM181 217H185L184 218V221H187V222H189V223H184L183 222V218H181ZM190 217V218H191ZM28 218V219H27ZM80 218V219H79ZM87 218V219H88ZM147 218V217H146ZM259 218H261L260 220H259ZM38 219V218H37ZM82 219V220H81ZM137 219V220H136ZM160 219H158V221L160 220ZM170 219V218H169ZM169 219L164 223L163 221H159V223H158V225H155L154 227H155V229L157 228L158 229V232H156V234L154 235V236H156V237H158L159 235H162V237H158V239L160 240L159 241V243L157 244V246H156V249H158L157 251H156V254L157 255H160V256H162V257H164V258H167L168 257V254H169V247L170 246H172L173 245V239L171 240V242H170V239H167V237H168V234L170 233V230H172V227H170L169 226V223L167 224V222L169 221ZM181 219V220H180ZM186 219V220H185ZM264 219V214L262 215H260V217H258L257 218V222L256 221H254L253 223H254V225H253V223H252V226L254 227V230H256V231H254V233L260 238V240H258L259 238L257 237V236H251L252 238H250V239H248L250 242H251V239H252V242L250 243V244H252V247L250 248V246L251 245H249V246H247L246 245V249H244V247L242 248L243 250V252H239L240 254H242L241 256H243V257H245L246 255H247V257H245V259H246V261L248 262L249 261V264H264V237H262V236H264V233H262V235L260 236V232H259V234H258V231L260 230V229H264V221L263 222H261V220H263ZM23 220V221H22ZM27 220V221H26ZM81 220V221H80ZM196 220V219H195ZM229 220L231 221V218H229V219H227V217H226V222H229ZM254 220V219H253ZM252 220V221H253ZM21 221H22V223H21ZM25 221V222H24ZM77 221H78V223L81 225V224H84V225H81L82 227H80V225H79V227H78V224H77ZM85 221V222H84ZM88 221V220H87ZM94 221H95V223H94ZM133 221V220H132ZM144 221V222H143ZM147 221H148V219H147ZM178 221V222H177ZM28 222V223H27ZM40 222V221H39ZM81 222V223H80ZM83 222V223H82ZM143 222V223H142ZM149 222V221H148ZM162 222V223H161ZM232 222V223H233ZM14 223H15V225H14ZM25 225H24V224ZM99 223V224H98ZM102 223V222H101ZM107 222H103L102 223V225L104 226L105 224H106ZM193 223H195L194 225H193ZM28 224H30V225H28ZM42 224V225H41ZM77 224V225H76ZM85 224L87 225V226H85ZM111 224H114V222H108V226H110ZM257 224V225H256ZM262 224V225H261ZM14 225V226H13ZM19 225V226H18ZM24 227H23V226ZM76 226L78 229H74L73 228V226ZM12 226V227H11ZM33 226H34V228L36 229V227H37V231L39 232H35L33 229ZM42 226V227H41ZM92 226H93V228H92ZM96 226V227H95ZM106 226V225H105ZM157 226V227H156ZM258 226V227H257ZM260 226V227H259ZM4 227V228H3ZM11 227V228H10ZM15 227V228H14ZM22 227V228H21ZM87 227V228H86ZM101 228V225H99L98 226V229H100ZM107 227V226H106ZM114 227H117L116 226V223L114 224ZM154 227H153V229H152V232H154ZM160 227V228H159ZM174 227V229H176ZM9 228L11 229V230H9ZM23 228H24V230H23ZM30 228V229H29ZM33 228V229H32ZM104 228V227H103ZM256 228V229H255ZM259 228V229H258ZM7 229V230H6ZM32 229V230H31ZM87 229V230H86ZM111 229V226H110V228H109V230ZM141 229H143V231L141 230ZM160 229V230H159ZM215 229V226H213L212 227V229L210 230V232H204L203 233V236H202V238H204V240H205V242H206V244L208 245V247L209 248H212V249H210V250H214L213 248L215 247V242H216V240H217V238L216 237H213V235L214 236H216V232L218 231V229H215V231L213 232V230ZM81 230V231H80ZM91 230V231H92ZM193 230H195V231H192ZM258 230V231H257ZM8 231L9 232H11V233H8ZM15 231V232H14ZM130 231V232H129ZM146 231V230H145ZM124 232H122V233H124ZM180 232H178V233H180ZM191 232V233H190ZM214 234H213V233ZM14 233V234H13ZM21 233V234H20ZM30 234V236H28L29 234ZM131 233V234H130ZM211 233V235H209ZM108 234H110V233H108ZM13 235V236H12ZM125 235V234H124ZM193 235V234H192ZM206 235H208L209 237H207ZM19 236V237H18ZM21 236V237H20ZM28 236V237H27ZM186 236V237H185ZM16 238V240L18 241V243H11L10 241H8V239L9 238ZM123 239H122V238ZM212 237V238H211ZM254 237V238H253ZM255 237L257 238V239H255ZM8 238V239H7ZM24 238H25V240H24ZM27 238H28V240H27ZM41 238H43V240H41ZM117 238H118V240H117ZM184 238H186L185 239V241L183 242V240H184ZM207 238V239H206ZM213 238H214V240H213ZM2 239H3V241H2ZM5 239H7V241L5 240ZM25 241H23V240ZM107 239V240H108ZM122 239V240H121ZM129 239V238H128ZM210 239H212V240H210ZM255 239V242L253 241ZM263 239V240H262ZM5 240V241H4ZM106 240V242H108ZM113 240H114V242H113ZM115 240H117V241H115ZM175 240V239H174ZM204 240H203V242H204ZM207 240V241H206ZM209 240V241H208ZM256 240H258V241H260L261 243H257V241ZM262 240V241H261ZM1 241L2 242H4V243H1ZM20 241V242H19ZM23 243H22V242ZM28 241V242H27ZM124 241V242H123ZM167 241H169V242H167ZM27 242V243H26ZM43 242H45V245H46V247H41L42 245L44 246V244H43ZM205 242H204V246L206 247V248H208L206 245H205ZM209 242V243H208ZM255 244H254V243ZM30 243V242H29ZM16 244V245H15ZM107 244V243H106ZM122 244V245H123ZM217 244V243H216ZM19 245V246H20ZM31 246H32V244H30ZM29 245V246H30ZM180 245V244H179ZM213 245H214V247H213ZM257 247H256V246ZM260 245H262V248H261V246ZM24 246V245H23ZM30 246V247H31ZM121 246V245H120ZM139 246V247H138ZM212 246V247H211ZM130 247V246H129ZM142 247V246H141ZM217 247V246H216ZM215 247V248H216ZM43 248L45 249V252H44V250H43ZM209 248L207 249V250H209ZM253 248V249H252ZM68 249H69V252H68ZM71 249V250H70ZM132 249H134V248H132ZM160 249V250H159ZM236 249V248H235ZM241 248H239V250H240ZM248 249V250H247ZM252 249V250H251ZM260 249H261V251H260ZM11 250V251H10ZM40 250V251H39ZM67 250V251H66ZM238 250V249H237ZM238 250V251H239ZM244 250H246V251H244ZM258 250V251H257ZM249 251V252H248ZM254 251V252H253ZM38 252V253H37ZM40 252H43V253H46L45 255L43 254V253H40ZM231 253V252H230ZM234 255H232V254H230V256H231V258L232 259H234L235 258V260L234 261H236V255H238V254H236V253H238L237 251L235 252H232ZM71 254V259H69V257H67L68 255H70ZM236 254V255H235ZM240 254L238 255V256H240ZM246 254V255H245ZM41 257H40V256ZM127 255V254H126ZM74 257H75V255H73ZM236 256V257H235ZM240 256V258L238 257L237 258V260H243L244 258H242ZM251 256V257H250ZM43 257V258H42ZM54 257V258H53ZM229 257V256H228ZM234 257V258H233ZM248 257H250L249 259H248ZM39 258H42V260H40ZM59 258V259H58ZM136 258V259H135ZM141 258V257H140ZM231 258H227V260H226V262L227 263H229V264H234L233 263V260H231ZM242 258V259H241ZM56 259H58V260H56ZM244 259V260H245ZM12 260H14V258L12 259ZM44 260V261H43ZM134 260H135V262H134ZM137 260V261H136ZM57 261V262H56ZM61 261V262H62ZM74 261V260H73ZM72 261V264L74 263L75 264V262H73ZM13 261H10V263L9 264H11ZM66 262V261H65ZM45 263V264H46ZM60 263V262H59ZM67 263V264H68ZM83 263H85L84 261H83ZM86 264V263H85Z\"/></svg>", "mask_w": 264, "mask_h": 264}]
</instances>
